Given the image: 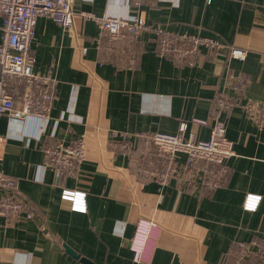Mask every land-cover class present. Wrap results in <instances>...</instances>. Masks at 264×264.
Segmentation results:
<instances>
[{"label": "crops", "instance_id": "1", "mask_svg": "<svg viewBox=\"0 0 264 264\" xmlns=\"http://www.w3.org/2000/svg\"><path fill=\"white\" fill-rule=\"evenodd\" d=\"M72 10L137 15L148 25L213 37L247 54L238 61L205 52L196 65L178 67L156 54L154 34L143 31L134 45L137 63L129 67L103 59L93 21L76 18L64 30L38 17L33 70L52 79L48 119L0 117V169L16 178V196L36 216L0 217V264H83L63 245L92 264H233L235 243L264 240V128L238 109L223 118L211 99L216 91L231 93L227 75L241 73L243 101L264 104V0H145L138 8L129 0H73ZM216 120H224L235 154L226 161L223 187L185 193L175 181L158 185L134 175L131 158L140 148L134 135H174L185 123L186 135L207 139ZM113 131L129 135L130 155L112 148ZM77 139L84 140V160L61 185L85 193L84 213L59 210L61 188L53 186L42 154L46 144ZM250 198L258 202L246 210ZM138 221L155 228L135 260L130 241Z\"/></svg>", "mask_w": 264, "mask_h": 264}, {"label": "built area", "instance_id": "2", "mask_svg": "<svg viewBox=\"0 0 264 264\" xmlns=\"http://www.w3.org/2000/svg\"><path fill=\"white\" fill-rule=\"evenodd\" d=\"M145 0H129L135 8ZM211 0H205L208 4ZM73 0H0L2 37L0 42V117L8 116L26 123L41 124L48 119L51 104V77L34 72L35 24L38 17L50 19L64 30L73 28L74 19L93 21L98 34L95 45L107 62H124L132 67L137 63L134 45L141 32L155 36L156 54L170 60L175 66H194L205 55L225 56L242 61L245 50L225 44L220 40L188 33L167 31L160 26L146 24L137 15L117 18L72 10ZM85 49L82 50V52ZM204 51V53H203ZM227 83L231 93L216 91L211 99L214 110L223 118L238 109L247 115L258 130L264 128V104L243 101L247 80L243 74L229 73ZM199 123H203L197 121ZM186 124L181 123L174 135L161 132H146L134 135L139 151L133 160L134 175L140 181H154L167 185L175 181L185 193L198 190L213 191L223 187L230 175L226 161L233 157V143L226 136L224 120H216L207 139H198L195 133L185 134ZM128 136L111 132V146L121 153L130 155ZM0 139V155L2 149ZM44 167L52 173L53 186L61 188L59 210L85 212V193L62 187L65 178L74 177L84 160L85 144L77 139L68 145L61 142L46 144L42 149ZM179 155L184 161L179 162ZM17 180L0 169V217L33 220L36 213L25 201L16 196ZM198 187V188H197ZM244 209L254 208L258 199ZM255 203V205H254ZM155 225L138 221L130 241L135 260H140L144 244L153 238ZM233 264H264V240L252 239L237 242L232 247Z\"/></svg>", "mask_w": 264, "mask_h": 264}, {"label": "water", "instance_id": "3", "mask_svg": "<svg viewBox=\"0 0 264 264\" xmlns=\"http://www.w3.org/2000/svg\"><path fill=\"white\" fill-rule=\"evenodd\" d=\"M63 248L65 250V252L70 255L71 257H73L74 259H79L83 264H92L90 261H88L87 259L81 258L79 257V255H77L72 249H70L68 246L63 245Z\"/></svg>", "mask_w": 264, "mask_h": 264}]
</instances>
